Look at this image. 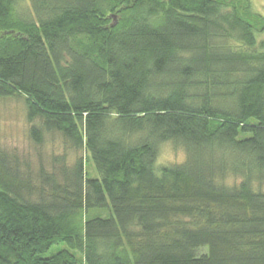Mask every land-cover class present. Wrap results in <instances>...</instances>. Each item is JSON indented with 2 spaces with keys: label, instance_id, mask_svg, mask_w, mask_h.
I'll return each mask as SVG.
<instances>
[{
  "label": "trees",
  "instance_id": "trees-1",
  "mask_svg": "<svg viewBox=\"0 0 264 264\" xmlns=\"http://www.w3.org/2000/svg\"><path fill=\"white\" fill-rule=\"evenodd\" d=\"M263 31L248 0H0V104L62 144L0 148V264H264Z\"/></svg>",
  "mask_w": 264,
  "mask_h": 264
},
{
  "label": "rangeland",
  "instance_id": "rangeland-1",
  "mask_svg": "<svg viewBox=\"0 0 264 264\" xmlns=\"http://www.w3.org/2000/svg\"><path fill=\"white\" fill-rule=\"evenodd\" d=\"M251 11L258 13L264 18V0H248ZM25 8V4H23ZM257 44L264 42V31L256 34ZM259 48V46H257ZM29 124L24 116L23 103L21 99L8 100L0 104V148L10 151H16L25 158L33 168L38 165V156L43 159V164L48 167L50 156L60 154L62 152L61 141L56 137L47 136L41 147L34 146L28 138ZM39 150V151H38ZM38 151V152H37ZM183 153L178 149L166 147L161 150L158 163L160 165H168L181 162ZM90 175L97 178V173L93 164L87 165ZM94 170V171H93ZM231 181V180H230ZM228 181V185L230 184ZM107 217V212L102 213V218Z\"/></svg>",
  "mask_w": 264,
  "mask_h": 264
}]
</instances>
